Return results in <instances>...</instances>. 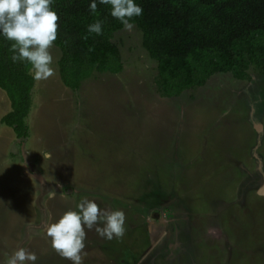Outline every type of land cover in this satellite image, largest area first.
Returning <instances> with one entry per match:
<instances>
[{
    "label": "rangeland",
    "instance_id": "rangeland-1",
    "mask_svg": "<svg viewBox=\"0 0 264 264\" xmlns=\"http://www.w3.org/2000/svg\"><path fill=\"white\" fill-rule=\"evenodd\" d=\"M116 38L123 69L95 72L78 92L60 79L53 44L55 75L34 80L28 137L22 143L0 122V264L19 247L36 264H71L52 248L47 225L84 199L126 216L121 239L101 237L103 223L85 229L84 264H264V183L259 195L238 184L246 170L264 175V74L216 73L166 97L139 31ZM0 97L1 119L11 105ZM174 198L181 232L173 228L166 243L192 238L180 260L160 241Z\"/></svg>",
    "mask_w": 264,
    "mask_h": 264
},
{
    "label": "trees",
    "instance_id": "trees-1",
    "mask_svg": "<svg viewBox=\"0 0 264 264\" xmlns=\"http://www.w3.org/2000/svg\"><path fill=\"white\" fill-rule=\"evenodd\" d=\"M92 2L53 0L52 4L59 16L54 42L60 50L58 73L74 92L95 72L119 73L124 67L116 38L124 26L110 15L111 6L99 0L98 15L91 13ZM135 3L143 14L130 23L140 33L143 51L155 63L154 84L162 96L198 89L216 73H230L237 80L251 79L250 73L264 74V0ZM96 20L103 22L101 35L87 31ZM11 43L0 34V88L11 105L0 122L23 142L29 135L27 117L35 79L29 63L12 61Z\"/></svg>",
    "mask_w": 264,
    "mask_h": 264
},
{
    "label": "clouds",
    "instance_id": "clouds-1",
    "mask_svg": "<svg viewBox=\"0 0 264 264\" xmlns=\"http://www.w3.org/2000/svg\"><path fill=\"white\" fill-rule=\"evenodd\" d=\"M100 4L110 5V15L119 20L125 30L131 31L132 18L143 14V8L135 0H99ZM53 0H0V34L11 41L10 51L13 62H27L31 65L36 80H47L55 75L53 47L58 34L59 16L52 7ZM90 12L97 14L96 0L89 5ZM102 21L96 20L87 28L88 33L102 34ZM87 39V36L83 37ZM49 157V153L43 154ZM78 211H66L56 222L47 225V235L52 248L71 264H84L87 253L86 231L96 227L103 238L121 239L125 235V213L121 210L103 211L89 199L77 205ZM34 252L23 247L16 249L4 264H36Z\"/></svg>",
    "mask_w": 264,
    "mask_h": 264
},
{
    "label": "flooded vegetation",
    "instance_id": "flooded-vegetation-1",
    "mask_svg": "<svg viewBox=\"0 0 264 264\" xmlns=\"http://www.w3.org/2000/svg\"><path fill=\"white\" fill-rule=\"evenodd\" d=\"M246 173H247V177L243 178L238 183L239 186L241 187L242 193L245 194V193H248V191L249 192H252L254 195H257L258 193H261V192H258V188L260 187V185L262 184V182L264 183V175L263 174L256 173V175H252V177H251V175L248 174V170H246ZM254 199L255 198H253V200ZM171 202L172 203L175 202V203L173 204V207L172 206H171V208L169 207V211H168L169 212V216H167L165 218H163V217L160 218V222L163 223V225H165V229H164L165 232L161 235L160 241H161V244L162 243L163 244L165 243L164 244V247H165V250L166 249L168 250V253L167 254H169V256H171V255L178 256V258L180 260L181 259V256H182V253L188 251L187 250V247H190L192 245V238L189 236V234H183L182 235V237H183V243H184L183 245H182V243L179 244V245H177V241H178L177 240V237L178 236L173 240L172 243H170V244L166 243V240H167L166 237L168 236L169 233H171V230H173V228L178 229L182 225V221L179 222V220H180V208H181V206L180 207H176L175 206L176 203H177V201L175 200V198L174 199H170V203ZM230 204H231V202L225 203L224 207L230 206ZM239 204H240V206H244L245 205V202H241L240 201ZM242 208H244V207H242ZM246 208H247V206H246ZM201 214H206V213H201ZM142 224L147 225L148 222H144ZM169 226H170V229H169ZM176 231L177 232H179V231L181 232L180 229H178ZM149 235H150V233H149ZM152 242H153V240L148 239V246L151 245ZM160 247H159V245H156V246L153 247L152 251H150V254L146 258L147 261L150 259L151 256H154L155 257L154 252H156L157 250H159ZM176 247H178L180 249H177ZM177 250H178V252H177ZM190 251H191V248H190ZM195 251H196V249H195ZM192 252L193 251H191V253ZM161 254L164 255V252L161 251ZM167 254H166V256H168Z\"/></svg>",
    "mask_w": 264,
    "mask_h": 264
},
{
    "label": "crops",
    "instance_id": "crops-1",
    "mask_svg": "<svg viewBox=\"0 0 264 264\" xmlns=\"http://www.w3.org/2000/svg\"><path fill=\"white\" fill-rule=\"evenodd\" d=\"M5 94V96L7 97V95H6V93H4L2 90H1V88H0V95L1 96H3ZM1 98V97H0ZM8 98V97H7ZM1 100V102H2V100H3V98L2 99H0ZM9 100V99H8ZM10 102V101H9ZM4 115V114H3ZM12 132V131H11ZM15 140H16V136H15ZM19 141V140H18ZM17 141V142H18ZM23 143V142H22Z\"/></svg>",
    "mask_w": 264,
    "mask_h": 264
},
{
    "label": "water",
    "instance_id": "water-1",
    "mask_svg": "<svg viewBox=\"0 0 264 264\" xmlns=\"http://www.w3.org/2000/svg\"><path fill=\"white\" fill-rule=\"evenodd\" d=\"M258 128H260V126H259V125H258ZM262 191H263V190H262ZM262 191H261V192H262Z\"/></svg>",
    "mask_w": 264,
    "mask_h": 264
}]
</instances>
